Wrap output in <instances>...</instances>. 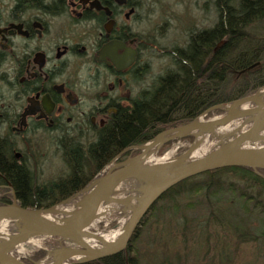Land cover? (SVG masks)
Returning <instances> with one entry per match:
<instances>
[{
	"label": "flooded vegetation",
	"instance_id": "flooded-vegetation-1",
	"mask_svg": "<svg viewBox=\"0 0 264 264\" xmlns=\"http://www.w3.org/2000/svg\"><path fill=\"white\" fill-rule=\"evenodd\" d=\"M183 1L0 0V160L23 163L35 180L40 147L62 154L65 144L90 145L143 93H156L176 67L171 54L186 44L160 42L162 31L177 28L169 18ZM178 28L188 35L207 25ZM160 55L169 65L154 70Z\"/></svg>",
	"mask_w": 264,
	"mask_h": 264
},
{
	"label": "trees",
	"instance_id": "trees-1",
	"mask_svg": "<svg viewBox=\"0 0 264 264\" xmlns=\"http://www.w3.org/2000/svg\"><path fill=\"white\" fill-rule=\"evenodd\" d=\"M213 10L212 26L192 30L186 44L171 54L176 67L160 76L156 93H143L134 106L124 116H118L111 129L101 131L99 139L92 144L62 147L68 169L64 176L38 184L23 163L6 164L0 160V184L12 185V194L23 207L56 204L82 188L122 149L144 143L163 129L190 121L211 105L227 103L264 85V0H213ZM0 150L6 152L4 147ZM257 172L243 166H226L187 177L154 200L122 251L69 264H138L133 242L142 226L159 210L160 200L168 198L171 206L177 207L175 197L184 192H200L202 201L213 210L214 205L222 201L223 192L233 191L234 197L229 201L235 203V208L218 207L217 214L210 212L207 218L235 229L237 243L254 242L259 235L250 230L254 223L252 217L264 227V169ZM195 176H203V179L189 182ZM0 192V205L10 203L12 194L6 188H0ZM193 231L190 234L196 233ZM260 235L264 237V228ZM42 254V250L36 249L31 259H38Z\"/></svg>",
	"mask_w": 264,
	"mask_h": 264
},
{
	"label": "water",
	"instance_id": "water-1",
	"mask_svg": "<svg viewBox=\"0 0 264 264\" xmlns=\"http://www.w3.org/2000/svg\"><path fill=\"white\" fill-rule=\"evenodd\" d=\"M246 94L227 103L209 106L200 113L205 116L211 110L222 113L198 121L196 116L190 121L169 127L157 132L144 143L128 146L110 159L82 188L56 204L30 208L21 206L11 195L8 204L0 205V220L11 221L13 232L0 235V264H30L11 254L14 247L32 236L54 237L56 241H69L73 246L59 244L46 264H69L107 257L122 251L140 219L154 200L175 183L208 171L226 166H243L258 173L264 169V94L259 90ZM241 119L245 125L227 131L216 140V145L202 155L190 159L189 154L199 145V139L216 127H225L229 123ZM191 136L190 144L179 154L165 161L146 165L140 158L151 148L154 152L163 144ZM134 149L137 153L120 161H114L126 150ZM127 184L120 195H111L115 185ZM140 195L135 205L131 199L138 185ZM72 202V207L67 204ZM100 203H113L130 210L123 231L115 242L102 248H91L85 236L99 238L98 232L87 231L95 219ZM48 253V252H46ZM83 256L76 259L73 255ZM35 264V263H34Z\"/></svg>",
	"mask_w": 264,
	"mask_h": 264
},
{
	"label": "rangeland",
	"instance_id": "rangeland-1",
	"mask_svg": "<svg viewBox=\"0 0 264 264\" xmlns=\"http://www.w3.org/2000/svg\"><path fill=\"white\" fill-rule=\"evenodd\" d=\"M202 1L184 0L181 2V6L178 7L176 12V18H169L171 26H174L175 22L177 28L170 27V29L165 30V33L162 31L160 33L161 44L166 47L173 42L183 45V42L187 39V33H182L178 27L184 25V23L192 22V25L196 27L212 26L215 17L213 16V2L212 0H207L205 4L207 8H204L203 17L200 9ZM148 4L152 5L153 3L150 1ZM169 11L171 10L169 9ZM161 16H163V13ZM183 16L185 18H182ZM152 59L154 70H160L166 64L169 65L170 62L164 55L154 56ZM221 113V111L211 110L208 115L206 114L207 116L201 117L200 114L197 116L204 120L216 117ZM230 124L237 128L243 122L238 119ZM191 140L192 138L185 136L171 142L169 141L155 151L154 157L159 162L172 158L182 152L190 144ZM215 144L216 142L207 141L201 147V152H207ZM40 149L41 160L38 161L39 168L35 182L46 184L50 180L64 176L68 169L60 150L54 145L42 146ZM125 156L126 154L122 158ZM202 179L203 176H195L189 182L201 181ZM124 184L120 183V185ZM233 193V191L223 192L220 196L222 201L214 205V211L209 210L208 205L202 201L203 196L200 195V192H184L176 196L177 207L171 206V201L168 198L160 200L157 203L159 210L146 221L139 236L133 242V250L138 259V264H264V237L260 235V231L264 227L260 226L261 224L258 225V219L252 217L254 223L250 222V230L259 235L256 241L237 243L235 240V229L231 230V228L228 229L221 224L218 225L219 221H216L217 219L209 220L207 218L210 212L216 213L218 207L228 206L227 209L235 208V203L229 201L234 197ZM72 206V202L67 204V207ZM116 218V213L112 212L107 218L93 221L87 231L99 233L116 228ZM210 218L213 219V217ZM206 221H210L211 224L207 225ZM205 224L207 225L206 227ZM192 229L196 232L194 235L190 234ZM191 236L193 237L191 238ZM194 236H200L204 239L199 240L198 237L194 238ZM40 242V246L22 245L21 252L14 248L11 254L26 263L38 264L42 261H49L50 254L59 244L73 246L69 241L61 240L58 242L54 237H42ZM36 249L42 250L43 254L38 259H31Z\"/></svg>",
	"mask_w": 264,
	"mask_h": 264
},
{
	"label": "bare ground",
	"instance_id": "bare-ground-1",
	"mask_svg": "<svg viewBox=\"0 0 264 264\" xmlns=\"http://www.w3.org/2000/svg\"><path fill=\"white\" fill-rule=\"evenodd\" d=\"M172 60V59H171ZM173 65V64H172ZM259 94H264V88L260 89ZM198 121H201V118L197 119ZM233 124V123H232ZM232 124H228L225 127H216L213 128L211 131L205 133L204 135H202L199 139V145L189 154V158L193 159L196 158L200 155L203 154V152H201V147L204 145V143H206L207 141H212V142H216V139H218L220 136L224 135L227 131L234 129ZM238 125V124H237ZM245 125L242 124L240 127L243 128ZM264 132V128L262 130ZM216 145V144H215ZM154 149L151 148L150 150H148L144 156H142V158H140V162L142 164H146V165H151V164H155L158 163L159 161H157L154 157ZM167 160V159H165ZM164 160V161H165ZM127 187V184L125 185H115L112 189L111 195H120L121 193L124 192V189ZM142 186L139 184L138 187L136 188V192L133 194V196L135 197V199H131V204L135 205L137 202L136 197L138 195H140L139 190ZM115 212L116 213V219H117V226L116 228H112L103 232H99V238L93 237V236H85L83 239L85 241V243L91 247V248H102L103 246L112 244L113 242H115L118 238H120V235L123 231V227L126 221V218L128 217L130 210L127 209L124 206L121 205H117V204H113V203H100L96 213H95V219L94 222L97 221L100 218H107L109 217V215ZM13 232V226L11 221L7 220V219H1L0 220V235L1 236H6L9 235L10 233ZM42 236H32L29 238H26L25 240H23L22 242L18 243L14 248L16 250H18L19 252L22 251V245L27 244L30 246H40L41 245V240ZM55 251V250H54ZM54 251L50 254V256H52L54 254ZM48 256V257H50ZM73 257H75L76 259H81L83 256L75 254L73 255ZM51 260V259H48ZM48 261H42L38 264H46Z\"/></svg>",
	"mask_w": 264,
	"mask_h": 264
}]
</instances>
